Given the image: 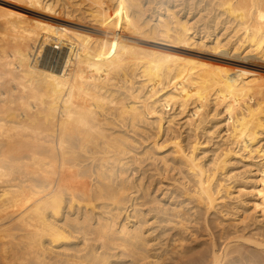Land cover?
<instances>
[{
  "label": "bare ground",
  "instance_id": "obj_1",
  "mask_svg": "<svg viewBox=\"0 0 264 264\" xmlns=\"http://www.w3.org/2000/svg\"><path fill=\"white\" fill-rule=\"evenodd\" d=\"M0 1V264H264V0Z\"/></svg>",
  "mask_w": 264,
  "mask_h": 264
},
{
  "label": "rangeland",
  "instance_id": "obj_2",
  "mask_svg": "<svg viewBox=\"0 0 264 264\" xmlns=\"http://www.w3.org/2000/svg\"><path fill=\"white\" fill-rule=\"evenodd\" d=\"M159 1V0H158ZM157 1V2H158ZM162 1V0H161ZM0 4L2 5V6H6V5H9V6H13V4L12 3H5V2H2V1H0ZM154 7V6H153ZM62 20V19H61ZM71 20H73V21H76V22H71V21H64L65 23H67V24H74V27H76L75 26V24H78V25H81V24H85V22L83 21V20H81L80 18L79 19H76V18H71ZM194 20V19H193ZM193 20H191V22L193 21ZM81 21V22H80ZM195 21V20H194ZM70 22V23H69ZM84 22V23H83ZM77 28V27H76ZM78 29V28H77ZM129 37V36H128ZM130 38V42H131V44H133V45H135V46H139V47H143V48H145V49H148V50H159V51H168V52H170V53H175V54H178L179 56H181L182 58H186V59H193V60H197V61H203V62H208V64H211V65H215L216 63H214L213 62V60H215V57H212L213 56V54H215L214 53V51L212 50V49H207V48H203V47H199L198 48V46L197 45H193V47H192V45H188L189 47L187 48L186 46L187 45H184V47H183V45L182 44H180V45H182V46H180L179 44H178V46H176L177 45V43H173L172 45H171V43H170V45H169V43H167L166 44V42H162L161 40H155V39H151L150 37V40H148L149 38H144V37H139V36H130L129 37ZM139 38V39H138ZM137 42H136V41ZM148 43V44H147ZM139 44V45H138ZM166 44V45H165ZM160 47V48H159ZM170 47V48H169ZM179 47L182 49V50H180L179 49ZM209 47V46H208ZM157 48V49H156ZM185 48V49H184ZM199 49V50H198ZM176 50H178V51H176ZM186 50V51H185ZM188 50V51H187ZM197 50V51H196ZM182 51V52H181ZM191 51V52H190ZM180 52V53H179ZM184 52V53H183ZM195 52H197V53H195ZM183 53V54H182ZM190 53V54H189ZM188 54V55H187ZM183 55V56H182ZM189 55H191V56H189ZM196 55H199V56H196ZM207 55V56H206ZM204 56V57H203ZM200 57H202V58H200ZM207 58V59H206ZM205 139H202V141H204ZM177 264V263H176Z\"/></svg>",
  "mask_w": 264,
  "mask_h": 264
}]
</instances>
